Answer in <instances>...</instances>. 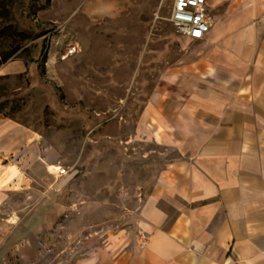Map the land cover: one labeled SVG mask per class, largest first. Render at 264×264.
<instances>
[{
    "label": "rangeland",
    "instance_id": "obj_1",
    "mask_svg": "<svg viewBox=\"0 0 264 264\" xmlns=\"http://www.w3.org/2000/svg\"><path fill=\"white\" fill-rule=\"evenodd\" d=\"M173 3L0 0V116L42 156L2 206L0 264H74L125 245L168 152L134 140L138 121L152 92L191 75L202 46L175 31Z\"/></svg>",
    "mask_w": 264,
    "mask_h": 264
},
{
    "label": "crops",
    "instance_id": "obj_2",
    "mask_svg": "<svg viewBox=\"0 0 264 264\" xmlns=\"http://www.w3.org/2000/svg\"><path fill=\"white\" fill-rule=\"evenodd\" d=\"M210 1L191 75L152 92L138 121L134 140L168 152L133 230L74 264H264V0ZM41 158L36 138L0 116V213Z\"/></svg>",
    "mask_w": 264,
    "mask_h": 264
},
{
    "label": "built area",
    "instance_id": "obj_3",
    "mask_svg": "<svg viewBox=\"0 0 264 264\" xmlns=\"http://www.w3.org/2000/svg\"><path fill=\"white\" fill-rule=\"evenodd\" d=\"M173 2L170 17L175 31L190 41L203 40L211 25L207 0H173ZM58 173L63 174L64 171L60 170Z\"/></svg>",
    "mask_w": 264,
    "mask_h": 264
},
{
    "label": "bare ground",
    "instance_id": "obj_4",
    "mask_svg": "<svg viewBox=\"0 0 264 264\" xmlns=\"http://www.w3.org/2000/svg\"><path fill=\"white\" fill-rule=\"evenodd\" d=\"M61 169L60 168H58V167H56V166H52V168H50V172L52 173V172H54V171H60ZM14 223H16V222H14Z\"/></svg>",
    "mask_w": 264,
    "mask_h": 264
},
{
    "label": "trees",
    "instance_id": "obj_5",
    "mask_svg": "<svg viewBox=\"0 0 264 264\" xmlns=\"http://www.w3.org/2000/svg\"><path fill=\"white\" fill-rule=\"evenodd\" d=\"M7 59H8V57H4L3 60H2V62H4V61L7 60Z\"/></svg>",
    "mask_w": 264,
    "mask_h": 264
},
{
    "label": "snow or ice",
    "instance_id": "obj_6",
    "mask_svg": "<svg viewBox=\"0 0 264 264\" xmlns=\"http://www.w3.org/2000/svg\"><path fill=\"white\" fill-rule=\"evenodd\" d=\"M197 35H199V34L197 33Z\"/></svg>",
    "mask_w": 264,
    "mask_h": 264
}]
</instances>
